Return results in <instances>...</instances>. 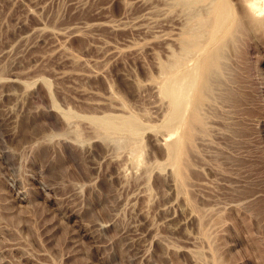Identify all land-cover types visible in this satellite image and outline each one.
Masks as SVG:
<instances>
[{
	"label": "rangeland",
	"instance_id": "rangeland-1",
	"mask_svg": "<svg viewBox=\"0 0 264 264\" xmlns=\"http://www.w3.org/2000/svg\"><path fill=\"white\" fill-rule=\"evenodd\" d=\"M195 1L0 0V264H264V22Z\"/></svg>",
	"mask_w": 264,
	"mask_h": 264
},
{
	"label": "bare ground",
	"instance_id": "bare-ground-1",
	"mask_svg": "<svg viewBox=\"0 0 264 264\" xmlns=\"http://www.w3.org/2000/svg\"><path fill=\"white\" fill-rule=\"evenodd\" d=\"M195 2H197V1H195V0H178V5L179 6H181L182 8H192V6L194 5V4H196ZM199 2V1H198ZM197 2V3H198ZM208 3V2H207ZM213 3H214V1L212 2V4L209 6V7H211L212 5H213ZM243 5L245 6V9H246V11L248 12V14L255 20V22H259V23H263L264 22V20H262V19H264V0H243ZM196 8V7H195ZM191 11H195V13L197 14V15H194L193 13H194V11H193V13L191 14L190 13V15H192V16H194V17H192V19H191V23H194V25H195V27L196 26H198V27H200V29L198 28V29H196V31L198 32V33H202L203 32V28L202 27H206V26H211V25H213L214 27H215V29H216V32L218 33V32H222L223 30V32L224 33H226V34H228V36L230 35L231 37H234L237 33H238V31L239 30H241L240 28V20H239V18L238 19H236L235 17H234V15L232 14V12H231V7H230V5H228V4H226V3H223V4H219L216 8H215V10H214V16L212 17V19L210 20V18H209V20H210V23H209V21L207 20L208 18H202L201 16H202V13H200V16H199V12H197L196 10L197 9H190ZM189 10V11H190ZM201 10H203V9H201ZM200 10V11H201ZM210 10V9H209ZM209 10H207V12L209 11ZM190 11V12H191ZM211 11V10H210ZM203 12V11H202ZM210 14H212V13H210ZM209 13L207 14V15H210ZM186 15V14H185ZM189 15V16H190ZM206 14H204V16H205ZM191 17V16H190ZM206 17V16H205ZM186 19V18H185ZM252 19V20H253ZM244 21V20H243ZM188 22H190V21H187V23ZM186 23V24H187ZM258 23V24H259ZM207 24H209V25H207ZM190 25V24H189ZM185 26V25H184ZM194 27V28H195ZM240 27V28H239ZM186 28V27H185ZM185 28H183V29H185ZM194 28H191V30H189V31H187L186 32V34H185V37H184V41H181V42H184V50H183V47L181 48L183 51H185V53L187 52H189L188 54L189 55H187V56H185L184 54H182V56L183 57H181V54H180V56H175V58L176 57H181V58H183V59H181V58H179L181 61H183V60H185V59H188L187 57L188 56H190L191 54H194V51H193V53H191L190 54V51L187 49V48H189L190 49V47L192 46L191 44H192V42H196V41H194V40H196V38H197V32L194 30ZM202 28V29H201ZM209 28V27H208ZM206 30V29H205ZM211 30V29H210ZM243 31V30H242ZM205 34H207V33H204V34H201V35H205ZM213 37H212V39L213 38H215L216 37V33L215 34H213L212 35ZM205 37V36H204ZM235 38H237V37H235ZM203 40V39H202ZM230 40V39H229ZM201 41V40H200ZM204 41V40H203ZM197 42H199V41H197ZM228 42V41H227ZM193 45H195V43L193 44ZM190 46V47H189ZM181 51V50H180ZM184 53V52H183ZM186 53V54H187ZM173 56V57H174ZM186 57V58H185ZM178 60V59H177ZM178 62V61H177ZM178 64H180L179 66H181L182 65V63H178ZM170 65H172V63H170ZM164 67V66H163ZM166 67L168 68L169 67V64H166ZM169 68H171V67H169ZM168 68V69H169ZM173 68H171L170 70H172ZM166 71H167V69H166ZM165 71V72H166ZM168 72V71H167ZM171 72V71H170ZM209 72H210V70H209ZM208 71H206V69L203 71L202 69H197V71L193 74V77H192V80L191 81H189V82H191V83H193L194 81H195V83H196V81H201V83H199L198 85H199V87H198V89L197 90H195L196 91V100H195V110H194V113H193V115H192V123H197V125L198 124H200L201 123V119H200V114L202 115V113H200L199 114V106H200V103H201V101H203L204 100V98H205V96L207 95V97H208V95L209 94H206V91H209L210 90V87H209V82L211 83V81H208L207 79H208V76H209V73ZM169 73V72H168ZM171 74V73H170ZM185 78H187V76H184V77H182V78H179L178 80H175V81H172L169 85L170 86H168L167 87V89L165 88V91L167 90V92L170 94V98H172V102H173V104H174V107H175V113H177V114H179L180 115V113H181V108H179L180 106L182 107V105H181V101H182V99L184 98V97H186L185 95H183V94H185V93H183V92H186L185 90L182 92V90H181V88H182V86L186 83V82H184L183 80L185 79ZM214 78V77H213ZM190 79V78H189ZM188 79V80H189ZM182 81L184 82L183 84H182ZM185 81H187L186 79H185ZM215 81V80H214ZM217 82V81H216ZM194 83V84H195ZM220 83V82H219ZM213 84V83H212ZM222 84V83H221ZM182 85V86H181ZM191 85V84H190ZM196 85V84H195ZM194 85V86H195ZM192 86V85H191ZM211 86H213V85H211ZM215 86V85H214ZM183 89V88H182ZM166 92V93H167ZM167 93V94H168ZM211 96V95H210ZM208 98H210V97H208ZM213 97H211V99H212ZM182 103H184V101H182ZM184 105H185V103H184ZM183 108V107H182ZM191 116V115H190ZM115 121V120H114ZM117 122V121H116ZM124 122V121H123ZM131 122V121H130ZM191 122V121H190ZM103 123V122H102ZM110 123V122H109ZM104 124V123H103ZM134 123H132L131 125H133ZM114 125V124H113ZM113 125L111 124V125H99V126H101V127H104V128H102V129H104L105 130V128H113ZM125 125V124H124ZM189 125V124H188ZM129 126V125H128ZM115 127V126H114ZM117 127V126H116ZM120 127V126H119ZM99 129H101V128H99ZM116 129V128H115ZM119 129V128H118ZM131 129V128H130ZM191 129V128H190ZM188 130L187 131V140L188 141H190L191 140V130ZM196 129V128H195ZM107 130H109V129H107ZM113 130V129H112ZM193 131V130H192ZM201 131V130H200ZM196 138V137H195ZM195 140V139H194ZM186 145H187V143H186ZM171 147V146H170ZM182 147H183V144L181 143V142H178L177 144H175V146H174V149H176V150H179V151H181L182 150ZM185 147H188V145L187 146H185ZM194 147V146H193ZM187 149V152L188 151H190V153L188 154V155H190L191 154V149L190 150H188V148H186ZM195 149V148H194ZM170 150V149H169ZM173 150V149H172ZM193 150V149H192ZM172 152V151H171ZM195 156V155H194ZM180 159H181V162H183L182 164H184L183 165V167L181 168V170H180V179L182 180V182L186 185V184H188V186H189V183L187 182L188 181V175H187V168H188V161H187V155H186V153L185 152H182L181 153V157H180ZM194 160V159H193ZM177 165V164H176ZM180 169V168H179ZM189 169V168H188ZM181 191V190H180ZM184 192V191H183ZM190 207V206H189ZM197 211V210H196ZM195 211V212H196ZM194 213V212H193ZM218 260V259H217ZM215 264H220V262L219 261H215Z\"/></svg>",
	"mask_w": 264,
	"mask_h": 264
}]
</instances>
